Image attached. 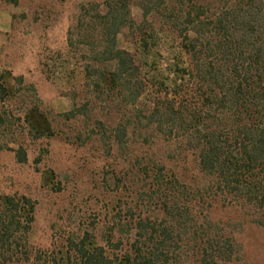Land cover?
<instances>
[{
  "label": "trees",
  "instance_id": "1",
  "mask_svg": "<svg viewBox=\"0 0 264 264\" xmlns=\"http://www.w3.org/2000/svg\"><path fill=\"white\" fill-rule=\"evenodd\" d=\"M155 1L162 11L141 3L144 19L136 31L142 45L136 52L117 46L131 20L127 2L108 0L107 11H98L104 50L96 52L94 67L103 63L107 69L90 78L97 96L107 93L108 106L130 117L115 126L116 144H128L143 115L147 123L137 132L142 145L152 146V131L192 151L206 182L184 187L163 160L146 158L150 184L140 213L121 216L113 209L102 240L89 231L69 237L43 263L29 244L35 203L0 193V264H239L240 250L211 219L212 207L230 200L228 208L241 205L264 226V0ZM152 13L162 22L149 29ZM80 38L81 45L95 46L90 35ZM151 60L164 68L148 72ZM0 90L8 94L5 84ZM146 92L150 103L142 106ZM131 107L138 109L132 118ZM16 154L27 162L23 147Z\"/></svg>",
  "mask_w": 264,
  "mask_h": 264
},
{
  "label": "rangeland",
  "instance_id": "2",
  "mask_svg": "<svg viewBox=\"0 0 264 264\" xmlns=\"http://www.w3.org/2000/svg\"><path fill=\"white\" fill-rule=\"evenodd\" d=\"M18 1L14 6L0 0V84L8 89L4 96L0 90V118L5 120L0 121V193L24 195L35 203L29 244L33 257L43 263L69 237L89 231L102 240L113 209L121 216L140 213L150 184L146 158L163 160L166 171L177 174L184 187L198 188L207 178L200 174L192 151L157 132L148 135L152 146H143L137 133L147 123L143 115L128 144L113 141L115 126L130 117L108 106L107 93L97 96L90 78L106 68L103 63L94 67V58L104 50L97 38L101 23L96 14L107 11L108 0ZM122 1L132 21L127 17L128 27L118 35L117 46L136 52L142 42L136 31L144 19L141 3L150 1ZM149 7L153 12L163 8L155 0ZM161 22L152 13L145 25L151 29ZM84 34L93 37L95 46L80 44ZM156 70L148 66V72ZM142 102L150 103L147 92ZM76 110L81 114L67 115ZM137 110L130 108L131 118ZM21 147L28 157L24 163L16 154ZM229 204H215L211 219L220 223V232L234 238L242 257L239 264H264V226L252 222L256 214L241 205L230 209Z\"/></svg>",
  "mask_w": 264,
  "mask_h": 264
},
{
  "label": "crops",
  "instance_id": "3",
  "mask_svg": "<svg viewBox=\"0 0 264 264\" xmlns=\"http://www.w3.org/2000/svg\"><path fill=\"white\" fill-rule=\"evenodd\" d=\"M19 2V1H18ZM14 6H15V4H13ZM1 12V11H0ZM10 22H9V26H10ZM1 27H2V20H1V16H0V29H1ZM5 27H8L7 25H5Z\"/></svg>",
  "mask_w": 264,
  "mask_h": 264
}]
</instances>
